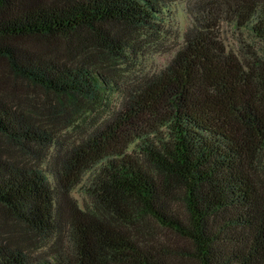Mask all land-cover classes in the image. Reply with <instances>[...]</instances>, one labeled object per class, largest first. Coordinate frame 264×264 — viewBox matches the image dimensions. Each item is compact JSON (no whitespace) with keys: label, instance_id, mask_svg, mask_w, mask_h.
I'll return each instance as SVG.
<instances>
[{"label":"trees","instance_id":"16d2710c","mask_svg":"<svg viewBox=\"0 0 264 264\" xmlns=\"http://www.w3.org/2000/svg\"><path fill=\"white\" fill-rule=\"evenodd\" d=\"M174 1L0 0V62L62 101L102 105L117 82L86 59L137 55L117 26L157 25ZM194 5L170 63L67 149L0 93V207L54 247L34 256L0 237V264H264V57L220 35L231 20L264 41V0ZM41 38H65L67 59L24 45ZM86 173L90 211L72 195Z\"/></svg>","mask_w":264,"mask_h":264},{"label":"rangeland","instance_id":"374dc122","mask_svg":"<svg viewBox=\"0 0 264 264\" xmlns=\"http://www.w3.org/2000/svg\"><path fill=\"white\" fill-rule=\"evenodd\" d=\"M197 0H176L166 14V19L157 25L133 28L119 25L117 30L124 34L135 49L137 55L129 54L126 59L112 58L95 54L86 59L95 69L117 82L118 92H108L102 105L96 107L86 103L63 101L44 89L10 75L7 67L0 62V93L6 94L11 102L34 116L44 126H55L58 145L67 149L80 139H85L92 129L103 123L119 106L121 93L131 89L145 77L152 76L164 69L185 44V36L193 25V9ZM222 2V0H219ZM220 35L228 51L235 52L241 58L259 51L264 57V41L255 37L248 28L239 27L231 20L222 21ZM65 38H41L27 40L24 45L42 52H58V58L67 59L64 48ZM84 58V56H83ZM87 58V56H86ZM78 143V142H77ZM0 147L7 154L6 142L0 136ZM134 148L131 147L130 151ZM51 150V154L55 153ZM15 158L33 166H50V161L41 162L34 156H24L14 150ZM136 155V154H135ZM93 179V173H86L83 181L74 188L72 195L79 206L92 210L94 204L86 189ZM181 205V203L179 204ZM156 233L173 239V236L156 225ZM0 237H8L14 244L19 242L31 250L34 256H47L54 249L48 240L35 235L15 218L5 214L0 207ZM32 243V245H29ZM68 242V241H66Z\"/></svg>","mask_w":264,"mask_h":264}]
</instances>
